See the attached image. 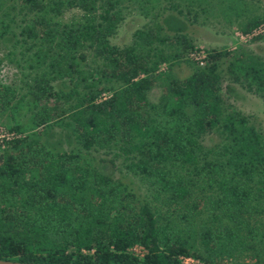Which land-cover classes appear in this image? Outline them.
Listing matches in <instances>:
<instances>
[{"label":"trees","instance_id":"obj_1","mask_svg":"<svg viewBox=\"0 0 264 264\" xmlns=\"http://www.w3.org/2000/svg\"><path fill=\"white\" fill-rule=\"evenodd\" d=\"M111 1L104 8L97 0H0L1 39L7 34L12 47L35 49L29 59L34 57L36 62L42 57L61 58L49 64L54 74L50 80L43 74L35 76L27 91L30 99L25 103L33 106L29 112L36 109L32 123L42 131L33 128L24 137L13 138L0 153V259L36 264H139L125 250L141 243L149 248L142 264H179L176 256L190 253L188 238L195 234L209 260L255 251L257 264H264L263 247L258 248L264 244L258 221L264 215V138L248 117L226 105L220 93L216 62L233 53L207 52V63L194 66L188 77L166 82L159 103L172 104L168 114L179 121V128L161 126L150 116L149 109L156 105L148 101V91L156 82L160 63L170 57L112 44L110 38L122 17L115 12L116 1ZM66 4L83 12L81 21L69 24L53 19L51 13L61 16ZM263 21V17L249 19L242 31ZM164 23L181 39L173 56L186 58L193 46L181 34L183 23L173 17ZM78 62L97 67L84 72L78 70ZM228 70L235 82L246 83L264 98V61L240 52L233 55ZM60 79L61 85L53 83ZM11 93L0 84L2 108L13 102ZM18 101L15 109L23 99ZM63 103L70 107L68 111L60 109ZM59 112L65 114L66 124L83 148L115 151L114 158L102 159L105 166H114L116 158L128 161L126 168L156 182L170 201L197 211L198 219L205 198L189 205L190 179L172 173L168 164L191 167L196 174H214L211 183L204 175L215 189L209 216L189 231L178 228L173 220L162 224L149 202L139 199L125 183L79 167L78 155L61 150L62 136L51 131L61 124ZM184 124L187 131L181 129ZM7 130L17 133L23 127ZM212 130L225 139L220 152L224 156L220 164L199 166L195 138ZM42 135L47 136L44 141H40ZM53 137L59 146L51 144ZM81 250L93 253L82 255Z\"/></svg>","mask_w":264,"mask_h":264},{"label":"rangeland","instance_id":"obj_2","mask_svg":"<svg viewBox=\"0 0 264 264\" xmlns=\"http://www.w3.org/2000/svg\"><path fill=\"white\" fill-rule=\"evenodd\" d=\"M18 1V0H16ZM99 4H103V7H107V1L111 0H97ZM115 12L122 17V20L116 30L110 38L112 44L118 47H134L137 51L148 52L151 54L161 53L170 57L168 62H161L158 70L156 71V82H154L151 89L148 91V101L151 104H155L156 108L149 109L150 116L155 118L161 123V126L177 130L176 118L168 111L172 110V104H160L159 99L165 90L166 82L172 79L183 80L192 74L194 66H203L206 61V53L211 51H227L231 54L229 57L223 58L217 61V71L220 76V93L223 100L228 107L241 111L250 122L257 128L258 132L264 138V98L258 95L256 92L250 90L246 83L235 82L231 77L228 70V66L234 54L240 52L248 53L257 57L259 60L264 61V21L257 27L250 31L244 32L242 29L246 28V24L249 19L254 17L264 18V0H115ZM12 12H15L11 10ZM17 11V9H16ZM101 11V10H100ZM54 20L61 21L63 23H76L83 18V12L75 6H69L66 4L65 9L61 16L54 15ZM30 16V14H29ZM167 17L176 18L183 23L182 35L189 44L193 46L192 52L199 56L197 59L192 56V52L188 53L186 58H178L173 55L178 53L181 47L179 37L173 36L174 34L165 27L164 20ZM20 18L18 19V23ZM8 39V40H7ZM7 40V41H6ZM11 41L7 34L0 38V84L9 87L13 93V102L8 108H2L0 106V129L14 128L16 126H22L23 130L18 131L20 137H24L26 134L34 131H42V127L36 128L32 123L33 112L29 110L33 107L27 104L30 96H28V88L33 84L32 79L35 76L44 75L45 80H50L54 74L52 73L53 67H50V63L58 62L61 58L56 57V61L49 60L50 58H38L39 62L34 61V57L29 59V55H32L33 47L30 51L23 48H15L11 46ZM29 49V47H27ZM47 55V54H46ZM45 59V60H43ZM200 62L202 64H200ZM62 63V62H59ZM78 70L89 72L92 67L96 68L97 65L88 63L85 65L82 62H78ZM33 65V67H32ZM77 69V68H76ZM37 74V75H36ZM76 73H73L75 77ZM90 75V73H89ZM68 76V75H67ZM67 76L65 82L68 81ZM61 78V77H60ZM58 79V78H57ZM63 79L57 80V85L61 83ZM89 83V82H88ZM62 84V83H61ZM60 84V85H61ZM226 86H230V90L227 92ZM68 90V89H64ZM106 95V94H104ZM29 97V99H28ZM21 101V106L15 109V103L18 100ZM27 102V103H25ZM19 103V101H18ZM25 103V104H24ZM60 109L68 111L70 107L63 103ZM40 112V108L38 107ZM185 112L190 113V109H186ZM185 114V113H184ZM58 122L61 124L55 125L51 131L54 134L61 135L60 141L53 137L51 144L55 145V142L59 141L61 150L74 151L78 155V160L75 162L84 170L90 173L100 172L111 176L115 182L125 183L130 191L135 192L139 199H144L149 202L154 212L157 214V218L160 223L165 221H172L178 226V228H190L199 227L201 223L198 222L206 219L211 211L209 209L210 198L215 195V189L211 188L205 179L204 175L209 176L211 183V177H215L214 174L202 173L196 174L195 170L191 167L183 168L179 163L168 164V169L174 174L183 175L188 181L192 190V198L187 201L191 205L195 200L205 198V202H201L202 213H199L200 217L197 218V211L192 208L187 209L185 203L176 204L175 201H170L168 194L159 190L160 186L153 180L143 176L142 174H135L131 172L126 165L128 161H124L122 158L114 159V166H105L102 163V159L114 158V150L108 151L104 149H85L81 146L79 141L75 138L76 134L73 129L66 124L68 122L65 114H60ZM181 119V117H179ZM187 121H189V115H187ZM186 124L181 125V129H185ZM13 131V130H10ZM190 131V129H189ZM33 132V131H32ZM72 135V138H67L64 135ZM46 135L40 137V141H44ZM197 143V155L199 160V166L205 163L220 164L222 156L220 152L223 148L225 139L221 137L217 131L212 130L205 132L196 137ZM8 149V145L5 146L3 153ZM1 153V152H0ZM226 161V160H225ZM223 164V163H221ZM198 166V168H199ZM210 170V169H209ZM207 171V170H204ZM213 171V170H210ZM219 173V172H218ZM189 175V177H186ZM206 180V181H204ZM216 186V185H214ZM212 200V199H211ZM200 202V200L198 201ZM201 207L199 209H201ZM185 217V220H183ZM194 217V218H193ZM259 224L261 230L264 232V215H261ZM163 224V223H162ZM259 228V227H258ZM189 231V229H187ZM187 231L185 233H187ZM184 233V234H185ZM188 234V233H187ZM264 234V233H263ZM183 235V234H182ZM189 235V234H188ZM187 237V235H184ZM191 245V251L189 254L180 253L176 256L179 264H183L180 261L179 256L191 257L198 259L202 264H257V254L253 252H242L234 256H224L209 260L206 258L207 252L199 243V238L195 234L193 237L188 238ZM257 247V245H255ZM264 251V244L261 243L258 248ZM259 251V253H261ZM93 251L81 250L82 255H90ZM125 253L128 256H132L142 264L145 257L149 254V248L141 243H134L126 248ZM260 256H263L261 253Z\"/></svg>","mask_w":264,"mask_h":264},{"label":"built area","instance_id":"obj_3","mask_svg":"<svg viewBox=\"0 0 264 264\" xmlns=\"http://www.w3.org/2000/svg\"><path fill=\"white\" fill-rule=\"evenodd\" d=\"M264 26V25H263ZM264 29V28H263ZM192 56L197 59L199 57L195 51L192 52ZM200 64H202L200 62ZM19 135L16 134L14 131H10L4 128L0 129V152H2L7 145V142L12 140L15 137H18ZM180 261H182L183 264H202L198 259H193L191 257H183L179 256Z\"/></svg>","mask_w":264,"mask_h":264},{"label":"water","instance_id":"obj_4","mask_svg":"<svg viewBox=\"0 0 264 264\" xmlns=\"http://www.w3.org/2000/svg\"><path fill=\"white\" fill-rule=\"evenodd\" d=\"M0 264H36V263L0 259ZM95 264H98V263H95Z\"/></svg>","mask_w":264,"mask_h":264}]
</instances>
